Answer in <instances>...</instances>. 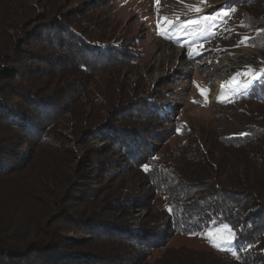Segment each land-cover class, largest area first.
Returning a JSON list of instances; mask_svg holds the SVG:
<instances>
[{"label": "rangeland", "instance_id": "obj_1", "mask_svg": "<svg viewBox=\"0 0 264 264\" xmlns=\"http://www.w3.org/2000/svg\"><path fill=\"white\" fill-rule=\"evenodd\" d=\"M237 2L0 0V124H7L10 111L20 115L1 135L17 151V166L20 155L42 145L52 156L51 139L61 148L54 168L59 182L51 187L59 194L51 198L70 218L57 231L91 240L81 251L94 252L99 236L130 247V237L153 233L150 241L159 244L169 222L161 207L169 190L162 167L179 166L174 157L199 135L248 134L246 116L257 106L251 102L264 78V56L251 42L259 31L239 20ZM195 7L201 12L190 10ZM249 60L257 61L249 70L254 76L236 79L227 65ZM219 86L235 94L218 103ZM222 228L174 236L166 247L213 250L229 262L235 245L216 248L209 239V233L218 241L233 236L217 231ZM121 234L127 241L116 240ZM96 257L130 260L117 253Z\"/></svg>", "mask_w": 264, "mask_h": 264}, {"label": "trees", "instance_id": "obj_2", "mask_svg": "<svg viewBox=\"0 0 264 264\" xmlns=\"http://www.w3.org/2000/svg\"><path fill=\"white\" fill-rule=\"evenodd\" d=\"M235 8L239 20L258 29L251 42L264 56V0H240ZM10 23L13 27L19 25ZM75 43L89 48L83 42ZM258 86L251 102L257 106L246 116L248 134L199 135L174 157L179 166L172 163L162 167L163 184L169 190L162 193L167 205L161 207L169 222L159 244L150 241L155 237L153 233L130 237V247H115L108 243L109 239L99 236L94 237L99 243L98 247L94 245V252L81 251L91 240L74 241L57 231V225L70 218L61 206H56V198H51L59 194L54 189L53 193L51 187L59 182L54 168L61 148L51 139L47 143L55 147L52 156L46 157L50 152L44 151L47 147L42 145L31 156L20 155L17 166L12 161L17 151L10 150L9 137L1 135L15 128L10 122L19 112L10 111L4 116L7 124H0V264H264V78ZM74 100L72 97L68 102L72 104ZM218 225H228L234 236L235 254L229 262L213 250L166 247L174 236H188ZM119 236L123 235H115L117 241H127ZM101 252L106 257L126 255L130 260L99 261L96 254Z\"/></svg>", "mask_w": 264, "mask_h": 264}, {"label": "bare ground", "instance_id": "obj_3", "mask_svg": "<svg viewBox=\"0 0 264 264\" xmlns=\"http://www.w3.org/2000/svg\"><path fill=\"white\" fill-rule=\"evenodd\" d=\"M257 61H254V60H249V61H245V62H242L241 64L237 65L236 63H231V64H228V69L235 73L237 76L235 77L236 79L238 78V75L242 76V75H248L250 77H253L254 74L252 72H250L249 70L250 69H253V67L255 66ZM259 62H262L261 60H259ZM263 63V62H262ZM225 65L224 64H221L220 66V69L224 68ZM242 70V73L241 71ZM243 77V76H242ZM235 80V79H234ZM233 80V81H234ZM247 79H244L242 80V82L246 81ZM239 82V81H238ZM222 83L224 82H220L218 85H222ZM241 83V81L239 82ZM219 90H221V87L219 86L217 88V90L215 91V98L217 99L216 101H218V103H222V102H226L228 100V98L232 97L235 93L232 92V90H229L226 92L225 91V94L220 92ZM219 91V92H218Z\"/></svg>", "mask_w": 264, "mask_h": 264}, {"label": "snow or ice", "instance_id": "obj_4", "mask_svg": "<svg viewBox=\"0 0 264 264\" xmlns=\"http://www.w3.org/2000/svg\"><path fill=\"white\" fill-rule=\"evenodd\" d=\"M191 11H194L196 13H200L201 12V8L200 7H195V8H190ZM234 11V9L232 10ZM228 11H223V12H219L216 15L212 16L211 19L215 20L217 18V16H222V17H227L228 16ZM189 23H196V21H190ZM188 55L190 56L191 53H188ZM196 55H202V52H197ZM251 71V69H250ZM201 94H203V90H201ZM177 131H179V129H177ZM149 166L147 164L144 165V170L147 172L148 171ZM169 212H171V209H169ZM223 230H229V226L228 225H223V228L220 230H217L218 232L223 231ZM209 239L212 241V244L214 247L216 248H220L221 244L223 243H232L233 242V236H225L222 240H217L215 239L214 235L212 233H209Z\"/></svg>", "mask_w": 264, "mask_h": 264}]
</instances>
